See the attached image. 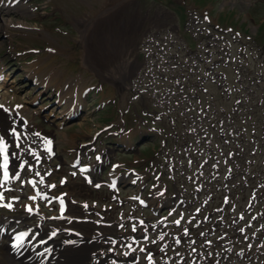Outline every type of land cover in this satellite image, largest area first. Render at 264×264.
<instances>
[{"label":"rangeland","instance_id":"374dc122","mask_svg":"<svg viewBox=\"0 0 264 264\" xmlns=\"http://www.w3.org/2000/svg\"><path fill=\"white\" fill-rule=\"evenodd\" d=\"M162 1L165 0H57L55 5V0H32L31 5L27 3L20 6L22 10L15 15L0 13V55L6 58V63H13L9 68V87L20 92L18 96L28 102L45 96L40 95L42 89L32 86L29 80H24L25 76L32 78L40 71L38 75L48 80V86L45 87L52 91L49 98L54 94L66 96L72 93L73 89L68 88L70 78L65 80L61 71L73 65L77 66L78 63L86 73L84 86H89L93 78L96 79L95 82L99 80L109 83L112 81L110 74L125 62L135 60L138 44L144 38L145 31L152 27L165 26L171 20L164 17L167 10L173 9L179 16L181 26H184L187 20L185 6L192 5L203 10L205 7L217 5L212 12L214 14L218 12L217 9L227 5L226 7L235 8L238 13L231 11L225 17L221 16L219 22L234 27L241 26L244 30L247 27L245 20L249 19V7L251 13L255 10L251 6H264V1L261 0H189L188 4L173 3L172 0H166L165 3ZM61 28L65 30L64 33L60 31ZM261 35L264 36V25L260 27L259 39H262ZM45 47L46 49H43ZM32 49L40 52H31ZM52 49L56 52H52ZM57 54L63 58H56ZM138 54L141 55V52ZM52 57L59 60L57 62L61 64L60 68L49 67ZM47 62L50 64L43 67ZM78 70L73 68L71 73ZM75 78L80 79L79 76ZM101 87L102 90L93 95L97 96L92 104L95 109L100 108L102 99L111 101L113 97V93L107 98L104 97V92L109 91L111 87L109 84H102ZM9 91L7 89L8 94ZM109 106L108 104L107 108L97 112L96 117L86 115L70 129V125L65 130L60 127L63 116L58 109L49 110L43 117L38 116L36 122H41L47 128H50V125L45 119L53 121V125L58 124L59 126L51 128L58 133L63 149L68 146L67 142L80 141L84 136H87L86 140H90L97 130L94 124L99 126L113 121L118 110ZM36 110L39 112L40 108ZM53 111L54 113H51ZM54 114L59 115L60 119H53ZM126 122V133L121 138L125 141L128 137L130 144H135L136 130L131 116L126 118ZM158 146L159 144L155 143L152 148L158 149ZM73 190L76 198L98 200L101 196L100 193L77 185L73 186Z\"/></svg>","mask_w":264,"mask_h":264},{"label":"snow or ice","instance_id":"6c2138e0","mask_svg":"<svg viewBox=\"0 0 264 264\" xmlns=\"http://www.w3.org/2000/svg\"><path fill=\"white\" fill-rule=\"evenodd\" d=\"M0 107H3L2 105H0ZM11 134L16 138L17 141L20 140V134L16 132L15 129L11 130ZM35 135L39 136V133H35ZM46 145V149L49 153H51V141H46L45 142ZM16 148H20V143H17ZM16 153L13 152L11 153L12 157H16ZM31 155H33L35 157V159L37 161L40 160V157L35 153L32 152ZM99 159V158H98ZM9 164H10V155H9V145L6 143L5 139L3 136H0V170H2V177H0V189H4L5 184H7L8 182H10L11 180H19L20 179V172H16L14 175H10V171H9ZM25 165H27V161H24L23 163H21L19 165L20 169H24ZM28 170L31 171L32 168L31 166L28 167ZM84 171H86V169H81V173H83ZM36 175L39 176L40 173L36 172ZM50 175V173H49ZM73 176L76 175V173L72 174ZM27 183L31 184L33 189H36L37 183L43 184L44 183V178L41 176L40 180L37 182L35 180H29L27 181ZM61 183H64V181H61ZM113 187H115V185H112ZM55 185H49V188H55ZM96 187H99V185H96ZM37 196H40L41 198H45L43 194H41L39 191L36 192V196L30 197V199L35 200ZM5 197H4V192L0 191V202L4 201ZM16 199V198H14ZM138 199V198H136ZM143 204V201H140ZM61 205L63 206V200H60ZM3 206L5 207H12L11 203L8 204H4ZM28 211H32L31 208L28 209ZM199 211V210H197ZM141 223H143V221H141ZM177 224L180 223L179 220L176 221ZM133 231H135V227L133 228ZM185 234L187 235V230H185ZM201 235H203V233H201ZM160 240L164 239V236L161 235L159 237ZM153 243H155V241H153ZM177 244L180 243L179 240L176 241ZM141 251H143V249H141ZM193 251H195V249H193ZM149 260L151 261V257H149Z\"/></svg>","mask_w":264,"mask_h":264},{"label":"bare ground","instance_id":"6f19581e","mask_svg":"<svg viewBox=\"0 0 264 264\" xmlns=\"http://www.w3.org/2000/svg\"><path fill=\"white\" fill-rule=\"evenodd\" d=\"M6 10H8L10 13H13L14 11L13 8H8V7L6 8ZM125 67L126 68L124 70L120 69V73H119L122 79V85H123V80L128 78V75H129V68H127L128 64H126ZM4 260L6 261L5 264H19L18 262L14 261L12 257H9V256H4Z\"/></svg>","mask_w":264,"mask_h":264}]
</instances>
